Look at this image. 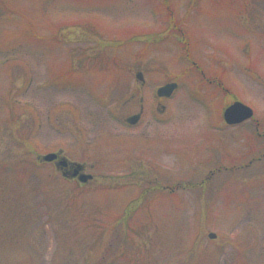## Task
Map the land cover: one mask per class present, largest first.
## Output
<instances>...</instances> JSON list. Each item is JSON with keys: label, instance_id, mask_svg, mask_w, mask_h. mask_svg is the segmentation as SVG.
Instances as JSON below:
<instances>
[{"label": "rangeland", "instance_id": "1", "mask_svg": "<svg viewBox=\"0 0 264 264\" xmlns=\"http://www.w3.org/2000/svg\"><path fill=\"white\" fill-rule=\"evenodd\" d=\"M87 263L264 264V0H0V264Z\"/></svg>", "mask_w": 264, "mask_h": 264}, {"label": "water", "instance_id": "2", "mask_svg": "<svg viewBox=\"0 0 264 264\" xmlns=\"http://www.w3.org/2000/svg\"><path fill=\"white\" fill-rule=\"evenodd\" d=\"M135 78L140 82L144 81L143 75L141 72H137L135 74ZM176 87H177V84L174 82L166 83V84H164V85H162L156 89V95L158 97H169ZM252 115H253L252 109L250 107H248L247 105L243 104L242 102H239V101L232 102L227 107H225L223 112H222L223 121L227 125L240 124V123L250 119L252 117ZM139 118H140V114L138 113V114L131 115V116L127 117L125 119V122L127 124L133 125V124H136L138 122ZM56 157H57V154L52 152V153H47V154L41 156L40 160L43 162H53L56 159ZM67 163H68V161L62 157L56 162L55 166L58 168H61V167L66 166ZM71 165H74L76 167L69 174L71 178L76 177L80 183H85L92 178V176L89 174L80 173L78 175V172L81 168V164L71 162ZM62 175L65 177L66 173H62ZM207 236L210 239H213L215 237V235L213 233H209Z\"/></svg>", "mask_w": 264, "mask_h": 264}, {"label": "flooded vegetation", "instance_id": "3", "mask_svg": "<svg viewBox=\"0 0 264 264\" xmlns=\"http://www.w3.org/2000/svg\"><path fill=\"white\" fill-rule=\"evenodd\" d=\"M140 86L141 87H143L144 86V82H140ZM141 89V88H140ZM142 90V89H141ZM173 94V93H172ZM171 94V95H172ZM171 96H169V97H158V99H161V98H166V99H169ZM141 112H142V110H141V108H140V110H139V114H140V117H141ZM137 113V114H138ZM129 116H131V115H129ZM140 120V119H139ZM139 122V121H138ZM137 122V123H138ZM137 123L136 124H133V125H129V124H126L125 123V125H126V128L128 129V128H132V127H135V126H137ZM57 153V157H56V159L53 161V162H51V163H53L54 164V167L56 168V169H58L59 171H60V173H61V175H62V173H66V176L64 177L63 175H62V177H64V178H68V179H71V180H76L77 181V178L76 177H74V178H71L70 177V173L76 168L74 165H71V162L70 161H68V163H67V165L66 166H64V167H61V168H58V167H56L55 166V164H56V162L60 159V158H62V155H61V153L60 152H56ZM84 169H85V166L84 165H81V168H80V170H79V172H78V175L80 174V173H85L84 172ZM92 179H90V180H88L87 182H89V181H91ZM78 182V181H77ZM87 182H85V183H87ZM85 183H83V184H85ZM81 184V183H80ZM166 188H167V190H170L169 189V187H167V186H165ZM172 188V187H171Z\"/></svg>", "mask_w": 264, "mask_h": 264}]
</instances>
